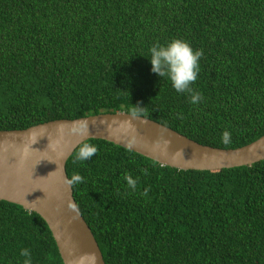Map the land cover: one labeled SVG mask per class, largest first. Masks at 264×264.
Wrapping results in <instances>:
<instances>
[{
  "label": "trees",
  "instance_id": "obj_1",
  "mask_svg": "<svg viewBox=\"0 0 264 264\" xmlns=\"http://www.w3.org/2000/svg\"><path fill=\"white\" fill-rule=\"evenodd\" d=\"M173 39L203 50L199 103L151 71ZM133 109L212 147L264 134V0H0V130ZM83 142L98 152L77 161ZM64 168L104 264H264V159L181 170L89 138ZM25 248L62 264L39 215L0 200V264Z\"/></svg>",
  "mask_w": 264,
  "mask_h": 264
},
{
  "label": "water",
  "instance_id": "obj_2",
  "mask_svg": "<svg viewBox=\"0 0 264 264\" xmlns=\"http://www.w3.org/2000/svg\"><path fill=\"white\" fill-rule=\"evenodd\" d=\"M81 122H87V136L72 131ZM89 138L109 141L160 165L181 170H216L264 159V134L235 148L212 147L149 118L133 119L125 111L52 119L21 129L0 130V200L39 215L62 264H104L71 187L65 183V160L79 143Z\"/></svg>",
  "mask_w": 264,
  "mask_h": 264
},
{
  "label": "clouds",
  "instance_id": "obj_3",
  "mask_svg": "<svg viewBox=\"0 0 264 264\" xmlns=\"http://www.w3.org/2000/svg\"><path fill=\"white\" fill-rule=\"evenodd\" d=\"M150 54L151 71L159 77H168L177 92H187L190 94L192 103H199L202 95L199 92H195L191 85L197 80L200 68L199 61L203 56V50L194 51L186 41L173 39L166 45H160L159 43L153 45L150 48ZM139 116L140 113L133 109L131 118L138 119ZM141 122L143 123L145 121L141 120ZM72 131L79 135L87 136L89 134L87 122L79 123ZM230 140V133L225 131L222 134V141L227 144L230 143ZM97 152V146L83 142L78 148L76 160L86 161ZM144 171L146 174L147 170L145 169ZM83 180L84 178L81 175L74 173L70 179L65 180V183L71 187L75 184L82 183ZM125 180L130 189H136L137 179L126 175ZM72 207L76 210L75 205H72ZM21 255L25 257L24 264H32L30 249H22Z\"/></svg>",
  "mask_w": 264,
  "mask_h": 264
}]
</instances>
